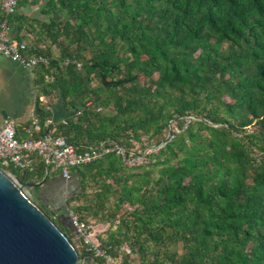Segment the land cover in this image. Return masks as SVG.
Here are the masks:
<instances>
[{
  "label": "trees",
  "instance_id": "obj_1",
  "mask_svg": "<svg viewBox=\"0 0 264 264\" xmlns=\"http://www.w3.org/2000/svg\"><path fill=\"white\" fill-rule=\"evenodd\" d=\"M40 1L7 17L32 35L29 54L49 58L34 68L41 95L19 139L54 130L78 151L132 149L196 117L146 165L110 153L73 168L81 191L68 209L109 223L102 244L129 242L138 264H264V0H43L42 18L24 14ZM32 157V169L0 166L26 183L61 175Z\"/></svg>",
  "mask_w": 264,
  "mask_h": 264
},
{
  "label": "built area",
  "instance_id": "obj_2",
  "mask_svg": "<svg viewBox=\"0 0 264 264\" xmlns=\"http://www.w3.org/2000/svg\"><path fill=\"white\" fill-rule=\"evenodd\" d=\"M18 3L19 0H2L5 18L0 23V58H9L27 69L33 70L39 64L48 62L49 58L43 55L29 54L28 42L14 40L8 36L7 17L18 10ZM81 66L82 64L78 62L77 67L81 68ZM195 118V115L188 114L181 119H171L166 127L164 138L145 147L130 149L117 142L103 141L98 146L78 151L63 136L56 137L54 130L39 139H19L16 122L13 118L8 117L0 120V164L20 169H32L34 165L32 154L39 153L44 156L47 164L53 165L55 170L61 172L63 178L69 179L76 166L102 159L110 153H116L126 166L136 168L150 163L153 155L165 149L168 144L184 133ZM69 218L73 228L71 239L79 251L85 248L87 254L91 253L94 260L100 259L103 264H128L125 261V256L134 255L129 242L105 246L100 239L99 230L93 224L82 220L77 211L69 209Z\"/></svg>",
  "mask_w": 264,
  "mask_h": 264
},
{
  "label": "water",
  "instance_id": "obj_3",
  "mask_svg": "<svg viewBox=\"0 0 264 264\" xmlns=\"http://www.w3.org/2000/svg\"><path fill=\"white\" fill-rule=\"evenodd\" d=\"M44 183H26L0 167V264H98L26 190Z\"/></svg>",
  "mask_w": 264,
  "mask_h": 264
},
{
  "label": "crops",
  "instance_id": "obj_4",
  "mask_svg": "<svg viewBox=\"0 0 264 264\" xmlns=\"http://www.w3.org/2000/svg\"><path fill=\"white\" fill-rule=\"evenodd\" d=\"M40 4L41 2L28 4V6L22 8V11L30 17L39 16L36 14V11L39 10ZM2 16V0H0V23L4 19ZM40 17L42 18V16ZM20 24L21 26H25L22 22ZM7 32L10 38L25 42H29L27 36H32L27 34L24 29H20V25L16 22L9 23ZM33 71L34 69H27L20 63L14 62L9 58H0V120L10 117L15 120L16 126L20 125L19 127H21L30 119L31 114L27 108L28 97L34 95L32 89L33 87H37L34 81ZM35 95L36 102L39 92L37 91ZM53 178H63V176L58 175Z\"/></svg>",
  "mask_w": 264,
  "mask_h": 264
},
{
  "label": "rangeland",
  "instance_id": "obj_5",
  "mask_svg": "<svg viewBox=\"0 0 264 264\" xmlns=\"http://www.w3.org/2000/svg\"><path fill=\"white\" fill-rule=\"evenodd\" d=\"M40 2H43L41 0ZM36 14L39 16H42L39 13V10L36 11ZM43 17V16H42ZM32 39V38H31ZM30 39V40H31ZM54 52L57 55L58 54V49L54 48ZM33 94L31 97H28V104L27 108L30 111V119L27 121L30 122L32 118L34 117V103L35 102V97L37 94V91L39 92V95H41L40 90L38 86L35 88L33 87ZM41 99L43 103L45 104H50V102H55V97L51 96H41ZM51 103V104H52ZM20 126V125H19ZM54 175V174H53ZM30 192V194L33 196V198L38 202V203H43V202H51L52 203V208L56 209L59 212V215L55 214L57 218L62 217L65 223H67L71 227V221L69 218V209L67 207V200L71 198L73 195L81 191L80 187V182L79 179L77 178L76 175H72L71 178L66 179V178H53L47 181L46 183L43 184L42 189L39 191L37 194H33L31 188H26ZM81 201L75 200L70 203V207H73L75 205L80 204ZM127 209H131L130 207ZM90 224H93L100 232V236L106 238L107 237V232L109 229L110 224L105 223V222H99V221H91L88 222ZM118 222H116L117 224ZM113 229H116V226L113 227ZM133 264H138L139 262V256L136 252H134L133 255Z\"/></svg>",
  "mask_w": 264,
  "mask_h": 264
},
{
  "label": "flooded vegetation",
  "instance_id": "obj_6",
  "mask_svg": "<svg viewBox=\"0 0 264 264\" xmlns=\"http://www.w3.org/2000/svg\"><path fill=\"white\" fill-rule=\"evenodd\" d=\"M49 181V180H48ZM46 183V182H45ZM43 186V185H42ZM42 189V188H41Z\"/></svg>",
  "mask_w": 264,
  "mask_h": 264
}]
</instances>
